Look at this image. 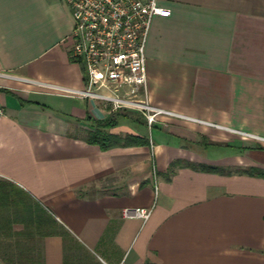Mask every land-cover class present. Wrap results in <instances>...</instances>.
<instances>
[{
	"label": "crops",
	"instance_id": "obj_1",
	"mask_svg": "<svg viewBox=\"0 0 264 264\" xmlns=\"http://www.w3.org/2000/svg\"><path fill=\"white\" fill-rule=\"evenodd\" d=\"M156 3L147 101L172 114L148 124L43 86H82L63 0H0V181L48 215L24 237L42 264H264V0ZM104 122L148 143L86 142Z\"/></svg>",
	"mask_w": 264,
	"mask_h": 264
},
{
	"label": "built area",
	"instance_id": "obj_2",
	"mask_svg": "<svg viewBox=\"0 0 264 264\" xmlns=\"http://www.w3.org/2000/svg\"><path fill=\"white\" fill-rule=\"evenodd\" d=\"M72 27L65 39L69 55L82 68V86H43L68 96L87 98L110 111L136 110L151 124L172 112L147 101L144 46L151 18L168 16L156 0H63ZM4 106L0 103V116ZM150 209L124 208V216L146 219Z\"/></svg>",
	"mask_w": 264,
	"mask_h": 264
},
{
	"label": "trees",
	"instance_id": "obj_3",
	"mask_svg": "<svg viewBox=\"0 0 264 264\" xmlns=\"http://www.w3.org/2000/svg\"><path fill=\"white\" fill-rule=\"evenodd\" d=\"M112 122L95 124L94 128L87 130L84 140L88 143L97 144L101 149H107L112 146H128L147 144V138L142 136L125 134L116 135L106 131V127ZM176 162L170 163L168 172L173 173V167ZM209 170L216 169L213 166L204 167ZM250 174L264 177V168L250 167L244 170ZM8 183L0 181V259L4 264H42L41 252L38 243L26 242L25 236L29 232L26 227L48 225L49 217L44 213L43 208L38 203H29L14 199L12 192L8 190ZM25 202V203H24ZM27 202V203H26ZM14 203L19 205V217L23 221L22 231L12 230L14 222ZM51 222H49V225Z\"/></svg>",
	"mask_w": 264,
	"mask_h": 264
},
{
	"label": "rangeland",
	"instance_id": "obj_4",
	"mask_svg": "<svg viewBox=\"0 0 264 264\" xmlns=\"http://www.w3.org/2000/svg\"><path fill=\"white\" fill-rule=\"evenodd\" d=\"M96 104H98V103H96ZM99 105V104H98Z\"/></svg>",
	"mask_w": 264,
	"mask_h": 264
}]
</instances>
